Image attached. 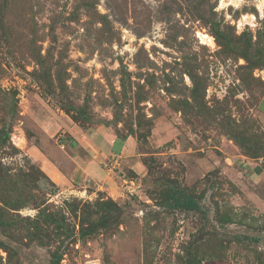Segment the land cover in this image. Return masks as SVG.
Instances as JSON below:
<instances>
[{"label":"rangeland","instance_id":"374dc122","mask_svg":"<svg viewBox=\"0 0 264 264\" xmlns=\"http://www.w3.org/2000/svg\"><path fill=\"white\" fill-rule=\"evenodd\" d=\"M0 264H264V0H0Z\"/></svg>","mask_w":264,"mask_h":264},{"label":"crops","instance_id":"0c3cea01","mask_svg":"<svg viewBox=\"0 0 264 264\" xmlns=\"http://www.w3.org/2000/svg\"><path fill=\"white\" fill-rule=\"evenodd\" d=\"M66 127L67 130L65 133L69 139L65 141V144L68 145L69 150H77L78 147L86 148L83 147L85 146L83 145L84 140H86L84 133L70 125L68 126L66 124ZM87 150L89 151L90 147H88ZM76 153H79V151H76ZM91 156L88 154L90 160H87L85 157L80 156V154H77L76 156L69 155V159H63L61 161L62 168H59L58 165L54 164L52 161H49L50 163H46V165L53 180L59 186H64V184L66 185L68 182L71 183L72 181H77V183L80 184L89 182V186H91L94 179L103 180L106 177V172L102 168L103 166H101L100 161H96ZM104 156L109 155L106 154Z\"/></svg>","mask_w":264,"mask_h":264},{"label":"trees","instance_id":"16d2710c","mask_svg":"<svg viewBox=\"0 0 264 264\" xmlns=\"http://www.w3.org/2000/svg\"><path fill=\"white\" fill-rule=\"evenodd\" d=\"M174 206L176 208L181 209H195L198 207L196 201L191 197H185V198H176L174 201Z\"/></svg>","mask_w":264,"mask_h":264}]
</instances>
